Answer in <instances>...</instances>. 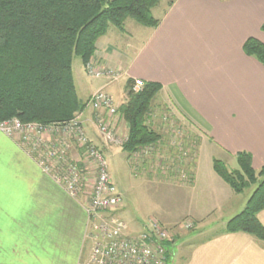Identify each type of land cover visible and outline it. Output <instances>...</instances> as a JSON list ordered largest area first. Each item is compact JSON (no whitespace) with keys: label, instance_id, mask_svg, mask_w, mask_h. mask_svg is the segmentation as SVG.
Returning a JSON list of instances; mask_svg holds the SVG:
<instances>
[{"label":"crops","instance_id":"1","mask_svg":"<svg viewBox=\"0 0 264 264\" xmlns=\"http://www.w3.org/2000/svg\"><path fill=\"white\" fill-rule=\"evenodd\" d=\"M160 5L153 10L160 21L156 28L131 19L123 31L109 27L97 43L94 60L119 71L124 90L130 79L161 85L155 100L172 118L187 121L199 140L195 184L183 189L185 203L191 200L183 217L191 216L197 224L213 216L209 230L218 233L183 251L181 240L173 237V263L264 264V242L245 233H225L248 196L235 193L214 170V160L225 157L233 164L242 152L252 156L255 171L264 167V66L244 51L252 38L264 45V0H176L171 7L167 2ZM73 72L75 78L74 64ZM78 78L83 103L98 90L112 96L117 91L106 79L90 80L83 63ZM87 133L114 159L90 127ZM203 155L211 157L212 168L208 159L203 165ZM258 219L264 226V210ZM132 222L128 224L139 226ZM88 224L85 199L71 198L16 138L0 133V264H81L92 248L86 238Z\"/></svg>","mask_w":264,"mask_h":264},{"label":"trees","instance_id":"2","mask_svg":"<svg viewBox=\"0 0 264 264\" xmlns=\"http://www.w3.org/2000/svg\"><path fill=\"white\" fill-rule=\"evenodd\" d=\"M163 1L0 0V124L12 119L42 125L73 120L85 104L78 95L74 61L80 59L87 65L94 60L97 43L110 26L123 31L125 21L132 19L156 28L160 21L153 10ZM175 1L170 0L168 6ZM244 51L264 66L261 42L249 39ZM161 90V85L147 83L135 91L134 81H127V100L119 108L129 129L126 154L160 139L146 119ZM236 161L239 168L229 171L214 160V170L237 194L251 186L257 188L244 210L227 223L225 233H245L264 242V226L258 219L264 210V167L255 171L252 156L246 152L237 154ZM168 246L172 248L173 243Z\"/></svg>","mask_w":264,"mask_h":264},{"label":"built area","instance_id":"3","mask_svg":"<svg viewBox=\"0 0 264 264\" xmlns=\"http://www.w3.org/2000/svg\"><path fill=\"white\" fill-rule=\"evenodd\" d=\"M85 69L91 78L112 79L115 82L122 77L119 71L102 68L94 60ZM134 87L135 90L143 89L145 83L135 80ZM89 104L95 110L98 130L107 142H113L118 124L113 121L117 114L113 99L101 90L91 97ZM53 126L23 124L18 119H12L0 124V133L16 138L39 168L71 198L85 199L88 239L92 248L83 264H170L175 254L168 246L172 238L165 228L151 221L140 232L129 233V224L115 216L124 207L123 198L117 192L103 152L91 145L82 122L73 119L63 127ZM73 145L81 150L80 162L71 157Z\"/></svg>","mask_w":264,"mask_h":264},{"label":"rangeland","instance_id":"4","mask_svg":"<svg viewBox=\"0 0 264 264\" xmlns=\"http://www.w3.org/2000/svg\"><path fill=\"white\" fill-rule=\"evenodd\" d=\"M166 2L169 4L170 0H164L160 6H165ZM155 12V15H158L159 11ZM76 60L77 61L74 62L75 79L78 87H80L78 70L82 67V61L80 59ZM85 67L86 65H84V71L90 80L100 79L91 78L86 72ZM106 80L109 84L115 83V88H117L115 95H110L117 107V114L113 118V121L115 120L116 122L115 124L118 123L114 132L116 136L115 140L113 142H107L104 135L102 136L95 122V110L89 104L91 97L97 92L103 90L105 93L109 94L106 90L101 89L95 92L84 102L83 110L77 113L73 119H78L79 122H82L91 145L102 151L101 148L90 139L87 133L88 127L91 128L92 133L96 134L100 144L110 149L111 155L114 157V159H111L108 155L103 153L108 163L109 173L117 192L123 198L125 207V209L123 207L124 210L122 209L116 212L115 216L118 217L119 215V218L129 224L132 221L139 222L138 227L133 224L129 225V233L140 232L147 227L151 221L158 222L169 232L172 242L175 236L181 240L183 243L180 246V249L183 246L181 251L192 245H197L205 241V239L212 237L211 235L218 233V229L209 230V226L214 220L213 216H209L205 218V220H199L197 224H195V220L190 218L191 216L183 217L184 212L189 211L187 203L191 201L188 200L185 203L184 190L185 192L191 190L195 184L196 162L200 152L197 146L199 145V140L197 139V141L195 136H193L195 133L191 131L192 129L190 126L188 127L187 121L182 120L181 117L177 115L175 118H172L171 115L167 113L169 110L166 109V106L163 105L162 102H157V100H155L148 112L146 124L150 130L160 136V139L148 147L139 149L137 152L126 154L123 149L129 139V129L119 113L120 106L127 100L125 90L122 88L124 82L123 79L119 82H114L112 79ZM133 81L135 86V80ZM143 89L135 90L134 87L135 91H141ZM79 94L80 100L85 99L82 92H79ZM121 122L123 124H121ZM66 123L68 122L50 125H55L53 127L58 128L59 126L63 127ZM200 136L203 137L202 135ZM126 137H128L127 141L123 142ZM71 157L76 162L82 161L81 150L74 145L71 150ZM210 158L209 155L202 156V160L204 161L203 165H206L205 162L208 159V166L212 168ZM219 161L224 163L229 171H234L239 168L237 162L229 164L230 162L225 157ZM258 178L259 181L263 180L261 177ZM256 188L257 185L251 186L242 194L245 193L249 200ZM164 222L174 223H170L172 225H165ZM88 233L89 224L86 238L92 244L88 239ZM176 248L177 246L171 248L173 255L177 254ZM84 262L85 261L81 262V264ZM171 263L174 264L173 261Z\"/></svg>","mask_w":264,"mask_h":264}]
</instances>
